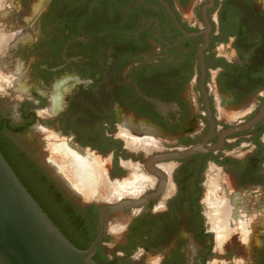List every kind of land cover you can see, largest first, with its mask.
Returning <instances> with one entry per match:
<instances>
[{"label": "flooded vegetation", "instance_id": "1", "mask_svg": "<svg viewBox=\"0 0 264 264\" xmlns=\"http://www.w3.org/2000/svg\"><path fill=\"white\" fill-rule=\"evenodd\" d=\"M0 151L67 224L136 204L102 264H264V0H0Z\"/></svg>", "mask_w": 264, "mask_h": 264}, {"label": "water", "instance_id": "2", "mask_svg": "<svg viewBox=\"0 0 264 264\" xmlns=\"http://www.w3.org/2000/svg\"><path fill=\"white\" fill-rule=\"evenodd\" d=\"M262 117L240 130L252 127ZM133 205L125 201L106 207L96 238L86 250H80L35 200L0 151V264H101L94 257L107 233L108 214Z\"/></svg>", "mask_w": 264, "mask_h": 264}, {"label": "trees", "instance_id": "3", "mask_svg": "<svg viewBox=\"0 0 264 264\" xmlns=\"http://www.w3.org/2000/svg\"><path fill=\"white\" fill-rule=\"evenodd\" d=\"M32 196L40 204V206L44 209L48 216L54 221V223L66 235V237L71 241V243L74 244L78 249L86 250L94 241L98 234L96 230V228L98 227L97 223L89 227H85V225H82L79 221L77 223L71 222L67 224L63 218L67 217L68 220L70 219L69 216H67L66 214L65 217H59L60 214L55 215L54 212H51V210L46 207L35 194H32ZM96 217L97 216L93 214V218L96 219ZM94 260L102 264V262L105 260V256L103 255L102 251H99L98 256Z\"/></svg>", "mask_w": 264, "mask_h": 264}, {"label": "bare ground", "instance_id": "4", "mask_svg": "<svg viewBox=\"0 0 264 264\" xmlns=\"http://www.w3.org/2000/svg\"><path fill=\"white\" fill-rule=\"evenodd\" d=\"M132 137H134V136H132ZM138 137V136H137ZM140 138V137H139ZM130 139H132V138H130ZM136 138H134V140H135ZM135 141H137V140H135ZM134 142V141H133ZM130 143H131V141H130ZM146 143V142H145ZM142 144V143H141ZM74 162H75V164H76V166H77V170H78V172H79V174H80V176H82L83 178H84V181H85V183L88 185V188H89V190H90V193L91 194H95V190H94V187H95V181H94V178H95V175H96V172L90 167V165L88 166L87 164H83V162H81L78 158H74ZM98 164V163H97ZM99 170V169H98ZM100 172V171H99ZM102 176V175H101ZM217 180V179H216ZM213 181V180H212ZM211 181V182H212ZM73 185V184H72ZM212 188V187H211ZM76 190V189H75ZM121 190V189H120ZM212 190H213V188H212ZM211 191V190H210ZM216 191V190H215ZM125 192V191H124ZM126 193V192H125ZM212 193H213V191H212ZM115 195H117V194H115ZM223 200H225V199H223ZM229 200V199H228ZM228 202V201H227ZM230 202V201H229ZM228 202V203H229ZM218 204V203H217ZM230 204H232V203H230ZM229 204V205H230ZM211 206V205H210ZM233 207V206H232ZM221 208V207H220ZM215 210H216V208H215ZM231 210V209H230ZM229 210V211H230ZM229 211H228V213H229ZM223 212H225L224 210H223ZM221 213V212H220ZM226 213V212H225ZM213 214V213H212ZM227 214V213H226ZM226 214H225V216H226ZM221 216H223V215H221ZM213 218V217H212ZM223 218V217H222ZM224 220V219H223Z\"/></svg>", "mask_w": 264, "mask_h": 264}]
</instances>
